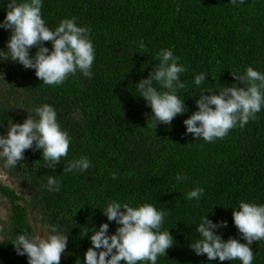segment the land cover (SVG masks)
Instances as JSON below:
<instances>
[{
  "label": "trees",
  "instance_id": "1",
  "mask_svg": "<svg viewBox=\"0 0 264 264\" xmlns=\"http://www.w3.org/2000/svg\"><path fill=\"white\" fill-rule=\"evenodd\" d=\"M10 2L0 0V23ZM24 2L30 0H16ZM41 2L42 19L50 30L72 18L77 26L90 29L95 59L91 78L77 71L60 85H47L35 69L0 55V135L6 136L9 124L23 123L29 115L38 120L34 109L48 104L70 137L68 154L55 167L47 166L42 149L26 150L24 160L12 168L1 158L15 187L0 181V196L9 205L0 264H28L27 255H18L12 243L19 235L34 237L30 213L39 216L50 235L54 233L46 225L68 235L60 264H85V253L93 247L91 229L108 223L112 235L120 226L103 213L112 201L132 207L151 204L165 213L160 231L169 230L174 244L156 264H242L238 259L209 261L206 255H196L190 244L201 239L196 228L205 216L213 223L227 222L213 230L223 240L246 243L232 213L241 202L264 205V105L243 128L237 125L211 143L187 133L183 121L198 111L201 94H218L233 84L247 87L233 75H246L248 67L264 74V0ZM10 36L11 30L0 27V50L7 52ZM43 46L50 51L53 47L51 42ZM162 49H171L186 68L180 74L185 87L176 94L188 111L170 125L155 128L157 122L149 121L154 113L138 96L137 83L159 66ZM36 51L31 48L30 55ZM201 73L206 78L197 86L195 77ZM82 156L91 162L88 170L64 171ZM178 174L185 179L177 181ZM49 177L59 181V191L48 190ZM196 188L204 189L200 199H187ZM250 247L252 264H264V240Z\"/></svg>",
  "mask_w": 264,
  "mask_h": 264
},
{
  "label": "clouds",
  "instance_id": "2",
  "mask_svg": "<svg viewBox=\"0 0 264 264\" xmlns=\"http://www.w3.org/2000/svg\"><path fill=\"white\" fill-rule=\"evenodd\" d=\"M239 2L243 3V0ZM230 3L236 4L237 0H230ZM7 8V15L0 23V27L11 30L7 52L0 50L4 61L11 59L26 69H35L37 78L47 85H60L77 71L91 78L95 50L89 39V28L77 26L75 18H72L62 20L55 31L50 30L42 19L41 0L20 4L11 0ZM45 42L53 45L51 51L43 46ZM34 47L37 51L31 56L30 49ZM139 47L141 50L145 48L143 42ZM158 55L159 66L137 83L138 96L154 113L149 121L157 122L155 128L161 123L170 125L174 118L188 111L176 94L177 89L185 87L180 81V74L186 68L177 63L179 58L173 55L171 49H162ZM233 76L241 84L247 83V87L233 84L224 87L218 94H201L196 100L198 111L183 121L187 133L211 143L223 139L237 125L243 128L256 118L264 105V74L248 67L246 75ZM205 78L203 73L197 75L195 84L199 86ZM156 85L166 91L158 90ZM34 111L38 120L29 115L23 123L9 124L6 136L0 135V157L6 158V168L15 167L24 160V152L28 149H42V158L48 162V167H55L68 154L70 137L61 130L54 108L44 104ZM91 166L87 157L82 156L71 161L64 171L83 172ZM112 175L116 179V174ZM183 179V175L176 176L177 181ZM47 183L49 191H59L57 179L49 177ZM203 192V188H196L187 193V199L199 200ZM103 213L108 221L120 226L112 235L108 234V223H102L99 230L91 229L93 247L85 253V264H156L158 256H166L167 249L174 244L169 230L160 231L165 213L151 204L132 207L112 201ZM232 215L246 243L232 237L223 240L213 230L226 227L227 222L213 223L205 216L196 228L201 239L190 244L196 255H206L209 261L238 259L242 264H252L254 256L250 245L264 240V205L241 202L238 210L233 209ZM46 228L54 234L47 238L19 235L12 243L18 255H27L28 264H60L67 248L68 235L60 233L58 226L46 225Z\"/></svg>",
  "mask_w": 264,
  "mask_h": 264
},
{
  "label": "rangeland",
  "instance_id": "3",
  "mask_svg": "<svg viewBox=\"0 0 264 264\" xmlns=\"http://www.w3.org/2000/svg\"><path fill=\"white\" fill-rule=\"evenodd\" d=\"M0 157V162H1ZM0 164V181L4 184L10 185L12 187H15V184L11 182V179L6 175L4 170L1 167ZM8 214H9V205L8 201L0 196V240L3 238L2 231L7 227L8 225ZM29 221L33 227L34 231V237H42L47 238L50 234L46 231V229L42 226V223L39 219V216L36 213H30L29 214Z\"/></svg>",
  "mask_w": 264,
  "mask_h": 264
}]
</instances>
